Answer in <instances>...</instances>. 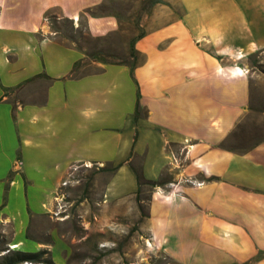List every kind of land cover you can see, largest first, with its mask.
Here are the masks:
<instances>
[{"label": "crops", "instance_id": "1", "mask_svg": "<svg viewBox=\"0 0 264 264\" xmlns=\"http://www.w3.org/2000/svg\"><path fill=\"white\" fill-rule=\"evenodd\" d=\"M127 1L0 0V234L51 257L54 196L92 173L93 205L144 204L145 241L173 264H264V133L241 62L264 47V0Z\"/></svg>", "mask_w": 264, "mask_h": 264}, {"label": "rangeland", "instance_id": "2", "mask_svg": "<svg viewBox=\"0 0 264 264\" xmlns=\"http://www.w3.org/2000/svg\"><path fill=\"white\" fill-rule=\"evenodd\" d=\"M115 6L120 10L125 8L136 10L137 2L128 0L115 4ZM56 22L58 23L56 26H59L61 31L70 34L69 25L66 22L61 20H56ZM72 35L71 37L79 38L83 43L86 42L82 38V31L76 30ZM99 47L101 50L98 52L108 56V59L122 56L123 51L120 46H110L107 49L103 46ZM242 47L248 48V46ZM241 58L245 71L251 76V106L258 113L259 131L257 135H261L264 133V115H261V112L264 111V47ZM91 175L92 173H85L79 176L76 183L66 189V193L64 190V196L59 201L61 203L60 210L57 211V214H64L66 218L63 221L48 222L50 228L54 229L57 235H61L63 240L52 244L51 257L53 260H51L53 263L173 264L163 255L151 249L145 241L147 236L139 222L144 204L137 206L139 214L133 204L131 206L120 204L108 210L93 205L90 197L93 193L90 186ZM83 198H85L84 203L79 205ZM37 234L41 235L42 232L39 231ZM2 239L3 236L0 234V246H8L3 243ZM17 250L36 251L38 249L33 246V242L27 241ZM3 252L0 251V254ZM48 255L50 256V254L42 256ZM19 264L32 263L21 262Z\"/></svg>", "mask_w": 264, "mask_h": 264}, {"label": "trees", "instance_id": "3", "mask_svg": "<svg viewBox=\"0 0 264 264\" xmlns=\"http://www.w3.org/2000/svg\"><path fill=\"white\" fill-rule=\"evenodd\" d=\"M93 10H98L99 12H101L102 4L96 5L88 11L89 13L94 14ZM128 53H129V56L133 55L132 44L128 46ZM139 183H140V180H139ZM148 183L155 184V181L148 182ZM2 240H3V243L6 244L4 238ZM0 251H4L3 253L0 254V259H1L0 264H19L21 262H30L32 264L34 263L54 264L49 255L42 256L44 254H49V251L44 248H40L36 251H21L17 249H11L8 246L4 245V246H0Z\"/></svg>", "mask_w": 264, "mask_h": 264}, {"label": "built area", "instance_id": "4", "mask_svg": "<svg viewBox=\"0 0 264 264\" xmlns=\"http://www.w3.org/2000/svg\"><path fill=\"white\" fill-rule=\"evenodd\" d=\"M175 160V159H174ZM84 166H92V164H90V163H85V164H83ZM96 167H99L101 164L100 163H96V164H94ZM74 169V167H71V170H73ZM72 178L70 177H68L67 176V178H65L64 180H62V182H61V184H60V187L58 188V190H57V193L55 194V196H54V206H55V212H57V210L59 211L60 210V205H61V203L59 202L61 199H62V197L64 196V190L62 189L68 182H69V180H71ZM192 182V181H191ZM193 183L194 184H196V185H199L201 182H194L193 181Z\"/></svg>", "mask_w": 264, "mask_h": 264}]
</instances>
